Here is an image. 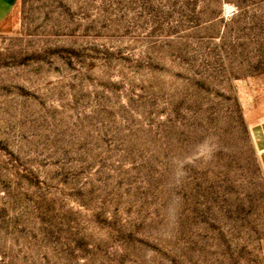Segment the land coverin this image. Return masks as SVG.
Returning a JSON list of instances; mask_svg holds the SVG:
<instances>
[{
    "label": "rangeland",
    "instance_id": "rangeland-1",
    "mask_svg": "<svg viewBox=\"0 0 264 264\" xmlns=\"http://www.w3.org/2000/svg\"><path fill=\"white\" fill-rule=\"evenodd\" d=\"M264 0H0V264H264Z\"/></svg>",
    "mask_w": 264,
    "mask_h": 264
},
{
    "label": "crops",
    "instance_id": "crops-1",
    "mask_svg": "<svg viewBox=\"0 0 264 264\" xmlns=\"http://www.w3.org/2000/svg\"><path fill=\"white\" fill-rule=\"evenodd\" d=\"M253 134L259 151L261 165L264 170V120L255 124Z\"/></svg>",
    "mask_w": 264,
    "mask_h": 264
}]
</instances>
